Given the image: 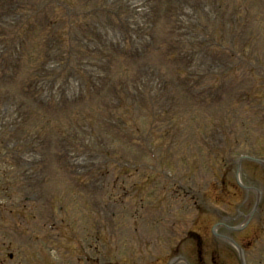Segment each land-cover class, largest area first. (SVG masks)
Masks as SVG:
<instances>
[{"label":"rangeland","instance_id":"rangeland-1","mask_svg":"<svg viewBox=\"0 0 264 264\" xmlns=\"http://www.w3.org/2000/svg\"><path fill=\"white\" fill-rule=\"evenodd\" d=\"M18 2L0 4V189L64 233L41 263L242 264L225 223L264 264V164L244 159L264 162V0Z\"/></svg>","mask_w":264,"mask_h":264}]
</instances>
